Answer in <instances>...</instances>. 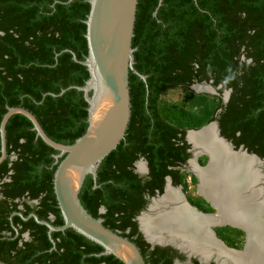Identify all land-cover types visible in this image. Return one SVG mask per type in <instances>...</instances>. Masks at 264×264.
Segmentation results:
<instances>
[{
	"label": "trees",
	"instance_id": "trees-1",
	"mask_svg": "<svg viewBox=\"0 0 264 264\" xmlns=\"http://www.w3.org/2000/svg\"><path fill=\"white\" fill-rule=\"evenodd\" d=\"M159 1L138 0L132 37L134 67L147 75L148 96L145 82L130 71L125 138L98 165V186L93 187L87 174L78 193L92 216L129 238L131 218L145 206L143 193L161 192L163 182L158 180L163 175L177 177L169 168L171 160L189 157L183 154L186 129L159 113L158 99L166 90L201 81H210L218 92L230 89L210 121L216 120L221 135L236 147L242 144L264 160V0ZM89 8L88 0H0V112L7 106L24 107L48 136L65 144L88 125L83 92L68 87L83 85L89 76L71 53L78 60L87 55L84 20ZM61 89L66 90L59 95ZM7 127L28 128L32 123L16 113ZM43 150L48 162L54 161L50 153L58 151L39 138L40 155ZM137 153L150 166L144 181L132 171ZM53 170L48 173L50 185ZM56 215L62 222L58 207ZM71 232L73 238L101 248Z\"/></svg>",
	"mask_w": 264,
	"mask_h": 264
},
{
	"label": "water",
	"instance_id": "water-1",
	"mask_svg": "<svg viewBox=\"0 0 264 264\" xmlns=\"http://www.w3.org/2000/svg\"><path fill=\"white\" fill-rule=\"evenodd\" d=\"M88 1L90 8L87 18L84 20L87 55L83 60H78L76 54L73 51L71 53L73 60L87 67L89 76L83 85L68 87L82 91L88 104V125L85 132L72 143L58 142L47 135L31 111L24 107L7 106L0 123L2 135L0 160L5 156L4 131L7 120L16 113L24 115L32 123V129L36 136L58 151L53 154L54 164H57L53 174V190L63 218V225L54 227L46 223L50 229L64 230L70 227L100 245L104 249L103 254H112L125 264H145L136 244L117 231L105 226L102 217L92 216L82 205L78 196L87 174L92 175L93 187L98 186L96 183L98 165L125 138L131 114L129 72L133 71L145 84L147 81V75L140 73L134 67L133 52L135 48L132 47V37L138 0ZM198 85H202L206 91L216 93L217 88H214L210 81L195 82L190 86L196 87ZM65 90L61 89L59 95L63 94ZM229 94L230 89H225L224 101H227ZM146 95L148 96L147 84ZM209 125L214 127L216 138L230 152L250 156L256 160L259 171L258 186L261 188L264 197V171H262L264 160L255 153L248 152L242 144L236 147L231 140L221 135L216 120H211L197 129L186 131L185 138L193 155L191 161L196 162L198 155L205 154L207 162L204 166L209 163V152L200 147L195 148L188 139L189 133L202 132ZM167 179L169 180V178ZM181 199L188 206L183 196ZM188 208L198 213L196 209L189 206ZM100 211L102 212L103 208H100ZM143 213L145 212H141V214ZM236 227L242 229L239 226ZM208 229L213 234L211 228Z\"/></svg>",
	"mask_w": 264,
	"mask_h": 264
},
{
	"label": "flooded vegetation",
	"instance_id": "flooded-vegetation-1",
	"mask_svg": "<svg viewBox=\"0 0 264 264\" xmlns=\"http://www.w3.org/2000/svg\"><path fill=\"white\" fill-rule=\"evenodd\" d=\"M3 115L0 112V123ZM8 120L4 131L5 156L0 160V264H125L112 254H103L104 249L101 246L99 248L87 244L83 239L73 238L70 227L64 230L50 229L46 223L54 227L63 225L62 216L61 222L56 215L58 204L53 190V177L52 185L48 177V173L54 169V161L48 162L45 150L41 155L38 152L40 137L36 136L32 127H7ZM33 148L37 150L34 154L31 153ZM184 153H189V157L183 162L172 159L173 163L169 165V168L176 171V178L175 175L165 174L158 180L163 182L161 192L155 189L153 195L148 190L143 193L142 199L145 201V206L131 218L132 224L126 230L131 237L127 238L139 248L145 264H236L227 254L243 253L247 244V234L244 228L241 227L243 231L236 227L239 225L235 223L210 224L206 227L209 237L226 252V255L212 251L208 257L204 258L197 250L184 245L181 239L166 236L160 241L148 237L149 229L141 218L144 214H153L150 207L165 194L167 187L174 189L180 196L179 203L185 205L181 199L183 196L187 205L196 209L198 215L214 216L218 212L215 205L200 192V179L193 168V164L204 168L207 166H204L206 163L199 165L191 161L193 155L189 144L184 149ZM52 155L53 153H50V156ZM184 166H188L196 176L198 192L207 205L192 198L182 185L179 172ZM54 171L55 169L53 174ZM132 171L143 181L148 178L150 166L144 155L137 153V157L132 162ZM177 205L178 203L172 202L168 207ZM141 212L145 213L141 214ZM218 226H224V229H216ZM225 226L241 230L242 238L240 240L233 238L230 235L231 227ZM209 227L214 235L209 232Z\"/></svg>",
	"mask_w": 264,
	"mask_h": 264
},
{
	"label": "bare ground",
	"instance_id": "bare-ground-1",
	"mask_svg": "<svg viewBox=\"0 0 264 264\" xmlns=\"http://www.w3.org/2000/svg\"><path fill=\"white\" fill-rule=\"evenodd\" d=\"M197 89L205 90L201 85ZM194 147L209 152L206 167L193 168L200 179L199 189L217 208L212 216L198 215L180 202L179 194L170 187L150 207L153 214H144L150 239L163 240L166 236L181 239L184 245L197 250L202 257L212 251L226 255L209 237L210 224L235 223L244 228L247 244L241 254H227L236 264H264V197L257 187L259 171L257 162L250 156L230 152L217 138L212 125L198 133H189ZM178 203L168 207L169 203Z\"/></svg>",
	"mask_w": 264,
	"mask_h": 264
},
{
	"label": "rangeland",
	"instance_id": "rangeland-1",
	"mask_svg": "<svg viewBox=\"0 0 264 264\" xmlns=\"http://www.w3.org/2000/svg\"><path fill=\"white\" fill-rule=\"evenodd\" d=\"M224 90L216 93L197 89L195 86L189 87H174L163 92L158 99L159 113L164 117L166 121L179 127L189 129H196L202 125H205L216 117L219 108L218 104L223 98ZM207 156L200 154L196 158V162L199 165L205 164ZM264 171V168L262 169ZM179 176L188 194L203 204L206 201L198 192V180L194 173L188 166H184L180 169ZM147 212V211H145ZM230 228L231 226H225ZM216 229H224V226H218ZM230 235L233 238H242V231L231 227Z\"/></svg>",
	"mask_w": 264,
	"mask_h": 264
}]
</instances>
